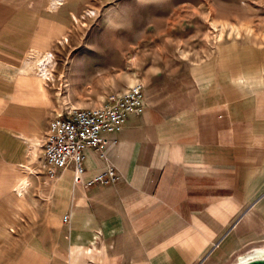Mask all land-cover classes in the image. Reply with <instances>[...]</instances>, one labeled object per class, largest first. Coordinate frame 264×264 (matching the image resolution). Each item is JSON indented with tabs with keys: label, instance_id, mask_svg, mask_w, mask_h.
<instances>
[{
	"label": "crops",
	"instance_id": "0c3cea01",
	"mask_svg": "<svg viewBox=\"0 0 264 264\" xmlns=\"http://www.w3.org/2000/svg\"><path fill=\"white\" fill-rule=\"evenodd\" d=\"M64 17L50 31L0 0V264H238L264 250V90L215 91L196 71L202 90L171 113L144 92L139 116L85 150L82 183L47 172L46 130L65 103L33 65ZM110 169L116 182L84 187Z\"/></svg>",
	"mask_w": 264,
	"mask_h": 264
},
{
	"label": "rangeland",
	"instance_id": "374dc122",
	"mask_svg": "<svg viewBox=\"0 0 264 264\" xmlns=\"http://www.w3.org/2000/svg\"><path fill=\"white\" fill-rule=\"evenodd\" d=\"M12 1L19 14L45 16L50 31L58 20L62 27L57 14H65V32L47 51L64 108L104 106L141 82L151 101L171 113L191 101L187 90H202L191 82L196 71L210 77L206 86L227 93L235 90L232 77L263 75L264 0H68L58 10L51 0ZM74 58L80 66L70 64Z\"/></svg>",
	"mask_w": 264,
	"mask_h": 264
},
{
	"label": "built area",
	"instance_id": "2783aa9c",
	"mask_svg": "<svg viewBox=\"0 0 264 264\" xmlns=\"http://www.w3.org/2000/svg\"><path fill=\"white\" fill-rule=\"evenodd\" d=\"M145 89L135 82L124 94L110 96L101 107H65L49 123L43 144V163L52 175L57 170L71 168L73 182L82 183L85 150L100 149L107 144L105 135L118 132L129 116H139L144 110ZM118 176L107 170L84 182V187L108 185Z\"/></svg>",
	"mask_w": 264,
	"mask_h": 264
},
{
	"label": "bare ground",
	"instance_id": "6f19581e",
	"mask_svg": "<svg viewBox=\"0 0 264 264\" xmlns=\"http://www.w3.org/2000/svg\"><path fill=\"white\" fill-rule=\"evenodd\" d=\"M67 1L68 0H51L50 9L58 10L64 6ZM88 16L94 17L95 13L91 12ZM73 20L76 22L75 16H73ZM65 42L66 40H64L61 45H63ZM33 66L41 78L53 79L51 75V69L54 66L53 54L49 52L38 54V57L35 58ZM261 72L263 74L261 78H258L253 74H241L232 77L230 82L236 83V85L240 87L242 91H247L248 94L254 95L257 91L264 90V67L261 69ZM254 259H264V250H257L240 258L238 264H244Z\"/></svg>",
	"mask_w": 264,
	"mask_h": 264
},
{
	"label": "water",
	"instance_id": "95a60500",
	"mask_svg": "<svg viewBox=\"0 0 264 264\" xmlns=\"http://www.w3.org/2000/svg\"><path fill=\"white\" fill-rule=\"evenodd\" d=\"M244 264H264V259H254V260H250Z\"/></svg>",
	"mask_w": 264,
	"mask_h": 264
}]
</instances>
